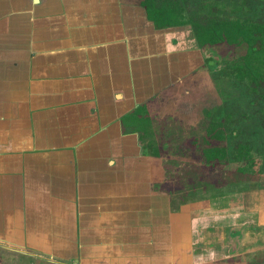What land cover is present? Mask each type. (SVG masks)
<instances>
[{"label":"crops","instance_id":"obj_1","mask_svg":"<svg viewBox=\"0 0 264 264\" xmlns=\"http://www.w3.org/2000/svg\"><path fill=\"white\" fill-rule=\"evenodd\" d=\"M168 1L181 5L0 0V251L12 264L237 262L230 212L159 184L174 164L152 145L159 109L180 108L203 67L189 27L149 16Z\"/></svg>","mask_w":264,"mask_h":264},{"label":"rangeland","instance_id":"obj_2","mask_svg":"<svg viewBox=\"0 0 264 264\" xmlns=\"http://www.w3.org/2000/svg\"><path fill=\"white\" fill-rule=\"evenodd\" d=\"M179 1L185 15L203 13L206 7H212L218 17L256 19L264 13V0ZM215 51L207 50L205 55L215 58ZM185 89L179 91L180 108L159 109L152 133V145L162 147L160 153L174 163L166 168L159 184L170 183L175 195L187 193L189 197L183 200L196 202L201 208L227 209L223 213L230 212L229 221L234 222L241 239L235 264H264V127L256 112L258 106L251 102L254 97L245 86L222 77L220 71L207 69L204 62L191 74ZM212 121L223 126L229 153L238 144L250 147L258 175L250 174L239 181V175L232 172L236 164L230 162L218 178L201 152ZM199 166L201 172L195 168ZM6 255L0 251V264H12Z\"/></svg>","mask_w":264,"mask_h":264},{"label":"trees","instance_id":"obj_3","mask_svg":"<svg viewBox=\"0 0 264 264\" xmlns=\"http://www.w3.org/2000/svg\"><path fill=\"white\" fill-rule=\"evenodd\" d=\"M212 9L206 7L203 13L185 15L178 2L168 1L151 7L148 14L159 28L189 27L205 67L218 70L222 77L246 87L254 97L251 102L258 106L256 112L264 127V13L262 18L239 19L218 17ZM207 50H216L215 58L205 55ZM209 126L201 152L204 161L211 163L218 178L230 162L236 164L232 172L239 175V181L250 174H259L247 144L235 145L229 153L223 126L213 121ZM195 168L203 170L200 166ZM212 183L219 184L214 181Z\"/></svg>","mask_w":264,"mask_h":264}]
</instances>
